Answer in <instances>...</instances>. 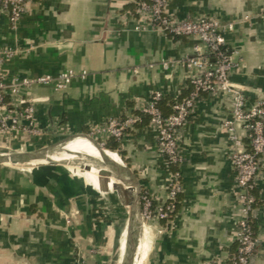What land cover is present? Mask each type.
Masks as SVG:
<instances>
[{
  "label": "crops",
  "instance_id": "1",
  "mask_svg": "<svg viewBox=\"0 0 264 264\" xmlns=\"http://www.w3.org/2000/svg\"><path fill=\"white\" fill-rule=\"evenodd\" d=\"M136 10L134 0H32L16 28L0 14V50L19 51L4 66L8 78L88 73L63 91L53 85L23 91L38 100L43 135L16 134L10 140L0 135V154L8 147L82 138L109 118L132 114L138 102L156 92L162 93L167 114L191 93L183 61L201 41L151 29ZM168 10L178 20L234 22L225 34L239 64L231 79L244 88L249 106L264 97V0H168ZM168 60L174 63L165 68L162 62ZM231 109L229 94L201 96L180 131L183 162L176 167L160 154L158 131L148 118L117 143L115 152L106 150L121 158L155 204L169 200L174 174L180 173L176 212L168 221L145 222L137 264H227L236 254L242 205L223 128ZM98 181L88 183L59 165L0 166V264H123L130 214L121 247L118 221L124 205L118 196L105 194ZM255 196L254 230L260 238L255 264H264V157Z\"/></svg>",
  "mask_w": 264,
  "mask_h": 264
},
{
  "label": "built area",
  "instance_id": "2",
  "mask_svg": "<svg viewBox=\"0 0 264 264\" xmlns=\"http://www.w3.org/2000/svg\"><path fill=\"white\" fill-rule=\"evenodd\" d=\"M32 0H0V14H7L11 26L18 23L28 13ZM137 15L147 20V26L164 32L171 37H197L201 44L194 54L183 61L188 70L187 78L192 86L191 93L174 103L173 113L165 117L158 103L163 95L156 92L147 101L138 102L135 111L119 118H109L105 123L91 128L85 136L105 148L110 139L121 143L126 134L142 121L141 114L149 117V124L158 131L159 152L170 166L183 162L179 147V134L192 114L197 101L203 94L224 92L232 97L231 114L223 122L227 133L229 150L235 172V186L242 205L238 222L237 251L227 264H255L260 238L254 230L256 219V196L261 164L264 157V97L252 106L240 85L231 79L239 67L233 60L225 37L234 28V22H222L214 17L199 20H178L168 10V0H134ZM19 54L18 49L0 50V135L9 140L16 134L41 137L43 131L36 118L37 98L24 97L22 92L35 86L53 85L58 91L66 90L75 80L86 79L87 72L64 71L56 76L8 78L4 72L7 62ZM172 60L163 61L168 68ZM8 152H22L20 148H7ZM180 173L174 174L168 198L163 204H155L146 192L141 193L142 215L146 223L168 221L177 209V198L182 193Z\"/></svg>",
  "mask_w": 264,
  "mask_h": 264
},
{
  "label": "water",
  "instance_id": "3",
  "mask_svg": "<svg viewBox=\"0 0 264 264\" xmlns=\"http://www.w3.org/2000/svg\"><path fill=\"white\" fill-rule=\"evenodd\" d=\"M73 136L71 138L66 139L63 142H58L51 146H47L44 148L22 151V152H12V153H1L0 154V166H14V167H37L42 165H59L67 168L68 166H75L78 168H96L103 175L104 179L101 180L102 191L105 194L116 195L121 200L122 204L129 209L130 217L134 219L136 228L139 233V240L136 244V252L135 259L133 264H137L136 260L139 255L140 243L143 241L145 232H146V223L142 215V207H141V193L142 190L139 189L138 184L130 175L128 168L123 164L121 158V164L113 165L112 171L113 174L106 171V169L101 166L98 159L91 158L88 156H84L82 154H74L75 159L69 162H52L48 161L47 164H40V161L43 158H47L49 156H54L55 154H59L64 151L68 142L71 139L75 138ZM101 156L105 155L107 149L100 147V145L94 142ZM111 179H114L118 182V184H114L113 188L110 189ZM130 181L133 183L135 188L130 186ZM90 185V184H89ZM91 186V185H90ZM130 224V223H129ZM129 250V254L130 251ZM134 255V254H133ZM131 254L127 258L130 259ZM142 261L141 264H143Z\"/></svg>",
  "mask_w": 264,
  "mask_h": 264
},
{
  "label": "bare ground",
  "instance_id": "4",
  "mask_svg": "<svg viewBox=\"0 0 264 264\" xmlns=\"http://www.w3.org/2000/svg\"><path fill=\"white\" fill-rule=\"evenodd\" d=\"M84 137H82V138L81 137H75V138L71 139L70 142H68V145H66V147L64 148L63 152L54 155V159H56V160L47 157V158H43L40 161V164H44L45 162H48V161L66 162V161H57V160L62 159V158L67 157V156H72L74 154L93 155V156H91V158L98 159L101 166H103L107 172L113 174L111 167L113 165L114 166L115 165L120 166L118 164V163H120V159L118 158V156L113 154V153L110 154L108 151L105 152L104 156H101L100 152L98 151V148L95 145V143L93 141H91L89 138H87V137L84 138ZM77 143H82L83 145H74ZM83 169L88 170L86 168H83ZM130 185L135 187L131 181H130ZM129 223L130 224H129L128 239H127V249H126V254H125L123 264H133L134 259H135V252H136L135 246L139 240V233H138V230L136 228V224H135L134 219L130 217ZM125 248H126V244H125ZM130 249H132V250L130 251L131 256L129 259V258H127V255L128 256L130 255L129 254Z\"/></svg>",
  "mask_w": 264,
  "mask_h": 264
},
{
  "label": "rangeland",
  "instance_id": "5",
  "mask_svg": "<svg viewBox=\"0 0 264 264\" xmlns=\"http://www.w3.org/2000/svg\"><path fill=\"white\" fill-rule=\"evenodd\" d=\"M68 138H71V137H65L53 144H56L58 142H63L65 141L66 139ZM53 144H45V145H42V146H38L36 148L32 147V148H26L24 151H29V150H34V149H40V148H44V147H47V146H51ZM5 153H11V152H5ZM4 154V153H3ZM59 161H66V162H69L67 160H59ZM63 167V166H62ZM65 168V167H64ZM68 170H70L73 174L83 178L86 182L88 183H93V182H98L101 183V180L104 179V175L99 171V170H96V168H90L88 170H85L83 168H78V167H67ZM111 184L114 183V184H118V182L116 183V181L114 179H111ZM116 196V195H115ZM121 206H123L121 204ZM121 212H122V218L121 220L118 221L120 227H121V230L118 234V237H119V243L122 247L123 245V239L125 237H127V228H128V221H129V209L126 208V207H121ZM124 254L123 251L121 252V262H123L124 260Z\"/></svg>",
  "mask_w": 264,
  "mask_h": 264
},
{
  "label": "trees",
  "instance_id": "6",
  "mask_svg": "<svg viewBox=\"0 0 264 264\" xmlns=\"http://www.w3.org/2000/svg\"><path fill=\"white\" fill-rule=\"evenodd\" d=\"M162 100H163V98H162ZM162 100L158 103V106H159L162 114L165 117H167V116H169V115H171L173 113L172 107H173L174 103L170 106V109H171L170 113L164 114L163 111H162V106H161L162 105ZM141 117H142V121L140 123L143 122L144 118H148V120H149V117L147 115L141 114ZM140 123H138V124H140ZM117 143H119V142L115 141L114 139H110L109 142L106 143L105 149L115 152L117 147H118ZM172 166L176 167V165H172ZM256 204H257V201H256Z\"/></svg>",
  "mask_w": 264,
  "mask_h": 264
}]
</instances>
